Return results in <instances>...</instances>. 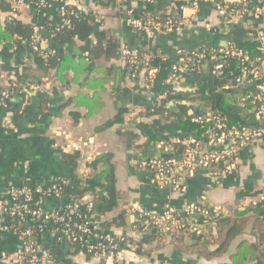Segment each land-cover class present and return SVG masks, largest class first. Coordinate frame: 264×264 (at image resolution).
Here are the masks:
<instances>
[{
  "label": "crops",
  "instance_id": "crops-1",
  "mask_svg": "<svg viewBox=\"0 0 264 264\" xmlns=\"http://www.w3.org/2000/svg\"><path fill=\"white\" fill-rule=\"evenodd\" d=\"M38 1L42 0L17 5L16 13L0 9V22L12 16L23 23L41 27L45 19L57 20L56 6L75 5L95 19L93 42L97 40L95 35L113 36L121 47L132 53L139 50L154 53L160 63L150 89L144 88L141 78L135 80L128 73L110 79L103 88L92 89L87 87V82L101 78L94 68L113 62L103 59L89 62L77 82L63 84L57 80L55 71L47 66L44 57L36 55L27 44L17 48L13 42L0 43V90L9 94L5 99L0 93V196L6 197L10 186L26 182L44 186L59 178H69L83 186L93 184L96 194H103L104 181L96 180L99 170L93 169L90 163L95 156L110 153L117 204L99 218L108 222L125 212L127 221L123 226L106 228L105 234L138 239L155 236L142 245L141 253L132 248L124 250L122 264H229V257L242 239L255 242L264 259V206L258 204L264 191V147L257 143L244 146L239 153L238 169L221 177L201 168L192 176L185 171L175 172V177L182 181L183 190L173 191L169 183L163 186L151 184L150 175L140 162L149 158L179 157L184 146L179 141L191 136L157 134L156 140H151L137 129L139 122L150 123L151 119H144L147 114L138 118L130 113L133 106L149 108L162 101L175 104L168 102L167 97L180 89H190L192 73L171 78V67L177 62L178 50L196 51L207 37L218 40L221 46L232 44L236 48L252 41L247 25L264 28V10L260 15L256 14L264 0H244L246 26L233 24L207 3L196 9L187 8L183 12L186 24L172 33L142 32L127 26L125 20L129 9L151 7L138 0H50L51 5L46 8ZM50 38L45 39L44 47L49 48L53 43ZM79 43L75 38L63 48L72 52L74 45ZM114 63L122 69L125 66L123 57ZM208 76L207 72L202 78L211 83ZM217 90L214 88L215 94ZM95 95L102 102L97 113L88 114L83 106L73 102L78 96L91 98ZM120 110L125 112L122 124L98 130ZM73 114L78 117L74 118ZM64 155H76L77 158L72 162ZM67 192L57 199H42V204L48 209L64 207L75 193L73 188ZM201 197L207 207L230 218L247 220L244 233L222 254L214 253L221 240V229L215 225L198 235L186 231L175 236L156 237L153 229L141 224L136 215L126 212L127 207L140 206L161 213L166 203L181 212L186 204L199 201ZM42 238L51 242L53 237L45 233ZM19 247L17 234L8 233L0 238V258H9L5 264H16L14 257ZM59 248L61 253L53 264H97L96 260H88L83 254L73 255V248L67 242L63 241Z\"/></svg>",
  "mask_w": 264,
  "mask_h": 264
},
{
  "label": "trees",
  "instance_id": "trees-1",
  "mask_svg": "<svg viewBox=\"0 0 264 264\" xmlns=\"http://www.w3.org/2000/svg\"><path fill=\"white\" fill-rule=\"evenodd\" d=\"M15 5L12 4V2ZM29 0H0V9L8 13H16L17 5L24 4ZM157 2L153 6L147 9L132 8L134 17H138L141 20H151L153 22H160L162 25L170 19L174 18L175 14H180L181 6H184L185 0H152ZM38 4L44 6V8L51 5L50 0L38 1ZM57 7V20L55 22L45 19L41 25L32 26L31 24L23 23L15 17L9 16L4 22H0V43L13 42L17 48H22L24 44L30 47L32 41V32L34 27L40 28V37L46 39L51 37L52 44L49 48L39 46L37 50H34L36 55L44 57L46 64L49 68L53 69L56 74V78L61 83L65 84L66 81L77 82L84 72L85 68L89 65V62H94L98 59L106 60L107 62H113L122 58L121 45L115 37L102 38L101 35H95L96 42H93L92 36L95 27V19L91 15L87 14L75 5L67 4L63 5L64 12L60 10V5ZM231 8L234 10L242 9L241 4H232ZM136 30V29H135ZM77 39L80 43L74 45L72 52L63 48L65 45L72 43L73 39ZM243 52L249 56L250 59L259 56L257 44L255 41H246L241 47ZM222 50V53H220ZM230 50L228 47H222L218 40H214L211 37H207L203 42L202 47L196 52L204 53V56L199 59L205 68L199 72L192 73L193 80L188 84L189 90L187 92H174L167 97V101H173L177 104V108L173 109L164 105H154L149 107L150 111L144 119H151V122H139L137 129L141 134L147 135L151 140H156L157 134H171L179 137L195 136L196 138L203 139V133L206 125L195 123L192 121L194 117L202 115L204 112H210L214 116L220 117V119H226L229 124H234L240 127V120L249 118L251 120V113L247 106L238 108V102L240 97L244 93L240 91H229L223 89L226 84H233L235 79L233 75L239 74V69L242 67L240 58L232 55L225 54ZM143 53L151 55V59L148 62H139V64H131L125 61V66L120 68L115 63H111L108 66H97L94 68V72L101 75V78L95 80H89L87 87L92 89L103 88L112 78H116L121 73H128L130 75L135 71V80L141 78V72L145 68L154 67L157 68L160 63V59L152 53L146 50H139L134 55L135 58H141ZM212 54H216L220 57L218 63L221 71L220 76H214L212 74L213 68L210 67ZM79 57V60L76 58ZM209 73L211 83L207 82L202 75ZM214 88L218 89L217 94L214 92ZM5 90H0V93ZM77 106H83L88 114L97 113L102 107V102L98 96L91 98L78 96L73 101ZM191 112V113H190ZM125 112L120 110L112 119L105 122L102 126L98 127V130L103 128L112 127L117 124L123 123V114ZM74 118H77V114H73ZM143 119V118H142ZM264 147V138L261 143ZM68 160L74 162L77 158L76 155H64ZM93 169H98L96 180L104 181L103 189L104 195L100 198V194H96L93 184L83 186L78 182H75L69 178H59L48 182L46 185L41 186L42 190H46L51 184H61L62 180L66 181L67 188H73L74 192L71 194L73 201H78L82 198H88L94 203L93 214L98 216L93 219L90 224L92 232H95V228L100 231L96 244L107 245L102 235L105 234V229L110 226H123L127 217L125 212H120L111 221H102L99 216L111 211L117 204V196L115 191V177H114V165L112 163V155L110 153H104L95 156L90 163ZM16 187L28 186L31 190H35L37 185L30 183H24L22 185H15ZM63 193L65 188L62 187ZM69 191V190H68ZM68 193V192H67ZM264 195V191H263ZM41 199L33 195L30 205L37 207L41 204ZM51 200V198H50ZM6 197L0 196V205H4ZM18 199L16 202H21ZM38 203V204H37ZM259 205L264 206V200ZM257 205V204H256ZM99 209L96 210V207ZM83 206L81 205L79 210L74 215V220L81 222L85 215L83 214ZM67 212L69 209H65ZM0 217L4 219V224L11 221V225L16 228L19 238L22 240L33 241L35 244L44 246L49 249L54 257L61 253L59 245L62 243L58 235L53 236V240L46 244L42 243L41 238L48 231L47 224L28 223L24 226L20 225L17 221H12L11 216L7 211L0 209ZM197 221L201 224V230L206 232L211 225L219 227L220 230V242H218L215 254H222L227 250L230 243L240 237L244 233L247 220L244 217L230 218L225 216L222 212H218L217 215L209 216L206 218L197 217ZM151 229V227H149ZM30 231V236L25 235V231ZM156 232V231H155ZM186 231H175L168 233L156 232L157 236L166 234L177 235ZM99 236V233L96 232ZM81 235V234H80ZM106 235V234H105ZM3 236L0 232V238ZM155 236L146 235L143 239L131 236H120L121 240H117L116 250H126L132 248L134 252L141 253L142 245L145 244L151 238ZM84 238V235H81ZM263 241V239H262ZM72 248V254H83L86 259L92 258L98 250L88 252V248L82 246L80 242L73 244L69 243ZM111 264H122L116 258H112ZM57 259L55 258V261ZM97 264H105L104 260H100ZM229 264H264V259L259 246L250 240L242 239L238 242L234 252L229 257Z\"/></svg>",
  "mask_w": 264,
  "mask_h": 264
},
{
  "label": "built area",
  "instance_id": "built-area-1",
  "mask_svg": "<svg viewBox=\"0 0 264 264\" xmlns=\"http://www.w3.org/2000/svg\"><path fill=\"white\" fill-rule=\"evenodd\" d=\"M21 1L19 0V2ZM138 1L149 3L150 5L157 3L152 0ZM243 2L245 3L244 0L237 2L228 0H185L186 4L180 8L181 13L179 15L175 14L173 19L168 20L163 25L160 22L143 21L138 17H134L131 8L127 11L125 23L127 26L142 32L172 33L182 29L186 24L183 12L187 8L196 9L200 4L207 3L233 24H244L246 26L243 18H245L247 9ZM235 3L241 4L242 9H232L231 5ZM60 10L64 12L63 4L60 5ZM263 10L264 3L257 9L256 14L260 15ZM247 28L249 29L250 38L257 44L259 56L250 59L241 48H236L232 44L224 46L230 49L225 54L239 57L242 67L239 69L238 75L232 74L235 82L226 84L223 89L244 93L240 97L237 107L247 106L251 113V120L249 118L240 120L241 126L237 127L234 124H229L226 119H220V117L214 116L210 112H204L202 115L194 117L192 119L193 122L206 125L203 139L191 136L179 141L183 142L184 145L179 157L149 158L140 162V166L149 173V182L151 184L163 186L169 183L173 191H181L183 190L182 181L175 177V172L185 171L192 176L197 169L201 168L210 170L215 177L228 175L238 169L239 153L244 146L262 143L264 138V28L252 25H247ZM31 38L30 47L32 50H37L38 43L41 48L44 47L45 39L40 37V28H33ZM196 51H177L178 59L171 67V78L178 74L199 72L205 68V65L199 60L204 56L203 51ZM121 53L124 60L131 64L148 62L151 59V55L148 53H143L141 58H135L134 53L125 47H122ZM220 53H222V50H220ZM219 59L220 57L216 54H212L210 57V67L213 68L212 74L216 77L221 74ZM157 72L158 69L154 67L145 68L141 72V79L145 89H150L153 86ZM130 75L135 78V71ZM8 96L7 92L1 93V98L6 99ZM149 111L150 109L144 106H133L130 113L131 116L139 118ZM66 186V181L63 180L61 184H51L46 190H42L41 186H37L35 190H31L28 186H10L6 192V201L4 205H0V209L7 211L12 221H17L22 226L32 222H36L39 225L47 224L48 231L46 233L52 237L58 235L59 238L57 239H60L61 242L64 241L71 244L80 242L82 246L88 248V252L98 250L92 256V260H96L97 263L100 260H104L105 264H108L112 258H116L119 262L123 261L124 250H116L117 240H121L120 236L103 234L102 238L105 239L107 245H95V241L101 238V233L96 228L95 232H92L90 228L93 219L97 218L93 214V201L88 198H82L78 201L71 199L69 204L64 207L57 206L49 209L44 207L42 199H57L61 197L64 194L62 187L66 188ZM33 195L41 199V204L37 207L30 205ZM203 198L201 197L199 201L186 204L181 212H177L169 203L163 206L161 213H156L140 206L127 207L126 212L136 215L141 224L145 227H151L156 232L188 231L198 235L203 231L201 230V224L197 221V217L206 218L217 215L219 212L215 208L207 207L203 202ZM18 199L22 201L16 202ZM261 200H264V195ZM81 205L84 207L83 214L85 217L81 222H78L74 220V215ZM65 209H69V211L67 212ZM0 232L3 235L8 233L17 234V230L11 225V221L4 224L2 217H0ZM96 232L99 233V236ZM80 234L84 235V238H81ZM25 235L30 236V231L26 230ZM41 240L42 242L45 241L43 238ZM8 261L9 258L6 256L0 258V264H5ZM14 262L16 264H53L55 263V257L44 246L20 238V247L15 254Z\"/></svg>",
  "mask_w": 264,
  "mask_h": 264
},
{
  "label": "water",
  "instance_id": "water-1",
  "mask_svg": "<svg viewBox=\"0 0 264 264\" xmlns=\"http://www.w3.org/2000/svg\"><path fill=\"white\" fill-rule=\"evenodd\" d=\"M223 46V45H222ZM180 92H187L188 91V88L187 89H180L179 90ZM166 102L165 101H162V105H164ZM160 104V105H161ZM166 106L167 107H170V108H173V109H176L177 108V104H166ZM67 187L65 188V192H67ZM105 193L103 192V194H100V198H102L103 197V195H104ZM99 209V206H97L96 207V210H98ZM43 244H46L47 243V241H44V242H42Z\"/></svg>",
  "mask_w": 264,
  "mask_h": 264
}]
</instances>
